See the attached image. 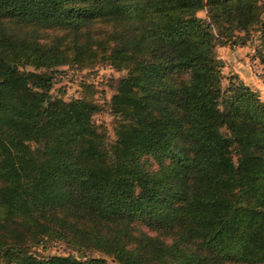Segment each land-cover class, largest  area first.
I'll return each instance as SVG.
<instances>
[{"label": "trees", "instance_id": "1", "mask_svg": "<svg viewBox=\"0 0 264 264\" xmlns=\"http://www.w3.org/2000/svg\"><path fill=\"white\" fill-rule=\"evenodd\" d=\"M260 20L259 0H0V264H264V100L222 86L216 51ZM86 61L125 70L110 143L92 93H51Z\"/></svg>", "mask_w": 264, "mask_h": 264}, {"label": "rangeland", "instance_id": "2", "mask_svg": "<svg viewBox=\"0 0 264 264\" xmlns=\"http://www.w3.org/2000/svg\"><path fill=\"white\" fill-rule=\"evenodd\" d=\"M259 5L260 22L246 34L247 38L243 32L238 33L245 38V44L233 46L225 44L217 46L216 51L224 61L222 86L225 87L228 84L230 76L238 75L264 100V0H259ZM198 15L207 17L204 10L199 11ZM27 69L33 70L32 67H27ZM57 69L51 93L66 101L81 97L85 92L92 93L98 105V110L93 114L92 119L99 130L104 132L107 143L114 141L118 118L113 113L112 100L117 93L118 81L125 75V70H117L108 63L99 61L61 65ZM36 251L45 255L71 254L79 258L102 255L98 251L79 253L59 241H49L45 250L38 246ZM104 257L108 264H119L109 256Z\"/></svg>", "mask_w": 264, "mask_h": 264}]
</instances>
